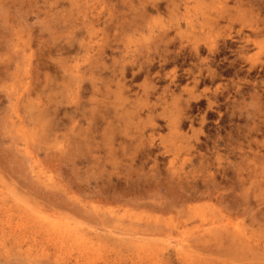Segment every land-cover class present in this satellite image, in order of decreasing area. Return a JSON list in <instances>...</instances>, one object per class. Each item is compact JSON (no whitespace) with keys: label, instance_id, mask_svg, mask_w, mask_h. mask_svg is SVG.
<instances>
[{"label":"rangeland","instance_id":"374dc122","mask_svg":"<svg viewBox=\"0 0 264 264\" xmlns=\"http://www.w3.org/2000/svg\"><path fill=\"white\" fill-rule=\"evenodd\" d=\"M0 264H264V0H0Z\"/></svg>","mask_w":264,"mask_h":264},{"label":"bare ground","instance_id":"6f19581e","mask_svg":"<svg viewBox=\"0 0 264 264\" xmlns=\"http://www.w3.org/2000/svg\"><path fill=\"white\" fill-rule=\"evenodd\" d=\"M179 34V33H178ZM214 47V46H213ZM196 77H194V79H195ZM78 81V80H77ZM6 191V190H5ZM7 192V191H6ZM6 194V193H5ZM11 197V196H10ZM13 198V197H12ZM9 200V199H8ZM19 200V199H18ZM8 202V201H7ZM5 203H6V201H5ZM11 206V205H10ZM111 213V212H110ZM49 216V215H48ZM39 221V220H38ZM61 223V222H60ZM230 223V222H229ZM61 228V227H60ZM170 230H171V228H170ZM214 230V229H213ZM57 232V231H56ZM70 232V231H69ZM123 234V233H122ZM237 238V237H236ZM234 239V238H233ZM220 240V239H219ZM217 241V240H216ZM245 241V240H244ZM191 242V241H190ZM192 244V243H191ZM182 246V245H181ZM181 248V247H180ZM182 248H183V246H182Z\"/></svg>","mask_w":264,"mask_h":264}]
</instances>
